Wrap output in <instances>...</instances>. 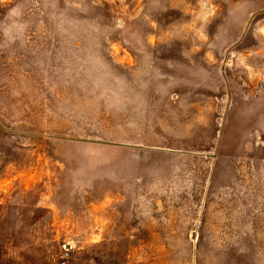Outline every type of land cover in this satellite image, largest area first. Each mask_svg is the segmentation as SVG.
Returning a JSON list of instances; mask_svg holds the SVG:
<instances>
[{
	"label": "rangeland",
	"instance_id": "1",
	"mask_svg": "<svg viewBox=\"0 0 264 264\" xmlns=\"http://www.w3.org/2000/svg\"><path fill=\"white\" fill-rule=\"evenodd\" d=\"M0 264H264V0H0Z\"/></svg>",
	"mask_w": 264,
	"mask_h": 264
}]
</instances>
